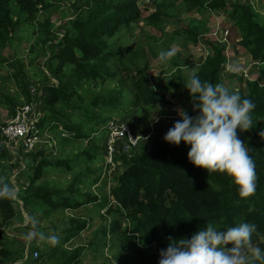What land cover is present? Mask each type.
Wrapping results in <instances>:
<instances>
[{"label": "trees", "instance_id": "obj_1", "mask_svg": "<svg viewBox=\"0 0 264 264\" xmlns=\"http://www.w3.org/2000/svg\"><path fill=\"white\" fill-rule=\"evenodd\" d=\"M147 1L153 10L142 17L137 0H73L71 15L64 19L66 13L59 11L57 18H63V21L56 24V17L47 16L43 22L38 20L39 12L52 5L51 0H0V60H4L1 51L11 42L21 23H28L33 32L37 29L30 50L34 57H44L40 73L42 82L47 81L46 86L41 88L35 81L34 92H31L29 86L32 83L22 74L20 66L13 74L20 88L19 95L25 102L40 104L43 115L39 125L61 144L59 151L64 152L66 144L82 145L86 142L75 154L70 151L65 157L53 156L51 152L49 156L40 148L25 153L24 160L30 172L27 185L22 190L24 194L20 197L32 214L39 210L44 216L52 211L74 210L88 203H99L100 206L107 203L101 236L95 234L96 244H105L110 232L112 238L118 240L115 244L120 247V254H124L118 258L120 264H136L137 259L143 260L147 252L153 259H158L159 250L166 248L170 239L189 238L208 223L218 230L240 222L254 224L250 245L264 250V136L259 135L264 130V84L257 80L242 79L236 74L234 78L239 86H225L238 91L242 98L250 99L255 105L250 113L252 127L243 132L237 129L238 137L244 141L255 163L256 190L252 195L241 197L230 176L194 166L186 157L190 145L167 143L162 139L165 132L161 131L147 144L140 143L131 158L118 152L116 159L123 166L112 179L108 192L100 190L101 194H98L91 188L101 187L98 185L105 164V126L113 119L109 113L122 104L123 92L119 87L98 88L94 96L84 102L81 89L87 86L95 88L114 77L111 59L116 57V52L112 44L119 32L131 29V23L144 19L147 24L162 30L163 25L159 22L165 25L169 20L180 19L183 12L194 10L203 16L206 8L221 10L230 27L238 31L237 43L250 54L253 62L264 64V15L261 16L252 3L238 0L233 3L226 0ZM201 29L199 24H194L187 31L188 39L194 44L205 43L208 50V55L193 72L202 82L222 84L220 75L225 61V44L203 38ZM122 62V69H130L134 64L132 59ZM175 77L156 75L150 81L144 69L139 68L134 79L129 77L133 101L136 105L168 104L170 96L177 92L184 94V102L192 101L179 72ZM15 106L11 108L10 116L14 114ZM184 111L189 116L198 114L192 106ZM75 112L79 115L77 120L73 119ZM179 119V116L175 118L170 127ZM0 140V175H6L4 178L0 176V181L9 185L8 175L17 164L13 161L7 163L10 148L5 146L1 135ZM97 159L101 162L96 168L74 169L64 187L39 180L48 167L65 172L79 163ZM13 203L11 192L0 196L1 264H18L27 260L20 258L23 255L21 248L10 250L3 241V224L16 215ZM67 217L69 223L61 230L63 234H57L59 242L40 249L38 257L29 261L30 264H43L57 252L60 258H53L55 262L52 264H75L79 261L83 246L67 249L63 243L78 236L87 221L73 214ZM122 221L125 223L121 226ZM225 247H231V244ZM37 248L34 246L32 251Z\"/></svg>", "mask_w": 264, "mask_h": 264}, {"label": "rangeland", "instance_id": "obj_2", "mask_svg": "<svg viewBox=\"0 0 264 264\" xmlns=\"http://www.w3.org/2000/svg\"><path fill=\"white\" fill-rule=\"evenodd\" d=\"M51 1L52 5L47 10H41L39 12V21L43 22L45 17L51 16V18L56 17V24H58V22L63 21V18H57L61 10H64V13H66L64 14V19L71 15V4L73 0ZM226 1L233 3L237 0ZM238 1L252 3L254 8L260 12L261 16L264 15V0ZM137 3L142 17H146L152 12L153 6L149 1L137 0ZM160 24L163 25L162 30L155 25L147 24L144 19H140L138 22L131 23L130 30H122L119 32L120 34L117 35L112 44L116 52V57L111 59L113 62L112 68L115 72L114 77L95 88L87 86V88L81 89L82 95L85 98L84 102H88L98 88L105 90L119 87L123 92V102L115 111L109 113L110 117L128 124L136 134L142 136L141 143L146 142L145 144L151 141L152 136L156 133L160 131L166 132L169 129L172 121L179 116L177 109L184 110L185 108H189L195 101L184 102V94L177 92L174 96H170L171 101L168 104L160 102L157 105L141 103L136 105L133 101L134 96L131 91L132 86L129 77L134 79L137 75V70L143 68L150 81L156 75H163L167 78L171 77V79H175V73L178 72L180 78L185 80L187 74L195 71L203 58L208 55L205 43L198 42L194 44L187 38L188 28L194 24H199L202 28L201 32L203 34L201 33V35L203 38L225 44V61L222 64L223 68L220 75L224 86H239L238 81L234 78L236 74L242 79H253L257 80L260 84H264V64L253 62L250 54L237 43L239 38L238 31L236 28L230 27L227 17L221 10H210L206 8L203 16L194 10L187 13L183 12L180 19H174V21L169 20L165 25L159 22ZM36 31L37 29L33 32V28L28 23L23 25L21 23L13 33L11 42L1 51V56L4 60H0V125L10 118L11 108L15 104L17 106L25 102L23 97L19 95L20 88L13 75L16 69L21 66L23 70L22 74L32 84L38 81L41 88H44L47 84V81L42 82L43 75L40 73V68L44 66V57H34V52L30 50V46L34 44ZM169 47H174L176 54L167 62L161 63L157 58L158 52L161 49H168ZM129 59H132L134 64L130 66V69H122L121 67L124 64L122 61L126 62ZM119 60L122 61L119 63ZM162 71H165L164 74H162ZM32 84L29 87L35 86ZM78 116V113L75 112L73 119L77 120ZM153 117H156V119L154 120ZM145 137L146 139H144ZM0 143H2V140H0ZM85 144V141L82 145L66 144V150L63 152L59 151L61 144L58 143L56 138L52 137L48 143L43 144L38 149H44L45 153L49 156V152H51L53 156L65 157L70 151L72 154H75ZM7 154L9 158L7 163L9 164L13 161L17 164L11 169V173L8 175L9 188L11 189L16 215L3 224L5 230L3 241L4 245L10 248V250L18 248L23 250V255L20 258L23 257L27 260L19 262L20 264H30L29 261L32 262L38 257L40 249L50 244L46 240H41L38 235L39 233L45 232L47 235H62L63 232L61 230L69 223L67 216H71V214L84 218L87 221L86 227L79 232L78 236L63 243L67 249L74 248L76 245L83 246V254L75 264H120L118 258L124 256V254H120V247L115 244L118 240L112 238L110 232L105 238V244L103 242L102 244H96L95 234L101 236V228L105 222L103 215L105 214L107 203L104 206H100L99 203H88L74 210L52 211L45 216L39 210L34 211L32 214L30 212L31 210L28 209L20 197V194L23 193V188L27 185L28 174L30 172V168L26 160H24L25 153L24 151L23 153L22 151H18L12 145V150L10 148ZM26 159L29 160L28 158ZM100 162L101 160L97 159L95 161H88L86 164L79 163V165H75L71 170H65V172H60L57 168L48 167L46 174L39 180H48L55 187H64L70 180L74 169L83 170L89 166L96 168V165L100 164ZM122 166L123 164L119 160L118 164L116 163V166L107 169V172L103 169L98 185V187H101L96 189L97 187L92 186V190L98 194H101L100 190L108 192L113 182L112 179L121 170ZM0 176L4 178L6 175ZM124 223L125 221H122L121 226ZM29 232L34 233L30 240L26 238ZM34 246H38L39 248L32 251ZM34 252L37 253V257H34ZM58 257L60 258L59 252L56 253L55 257L47 258V262L43 264H52L55 262L53 258L57 259ZM157 261L158 259H153L150 256V252H147L143 260L137 259L136 264H157Z\"/></svg>", "mask_w": 264, "mask_h": 264}, {"label": "clouds", "instance_id": "obj_3", "mask_svg": "<svg viewBox=\"0 0 264 264\" xmlns=\"http://www.w3.org/2000/svg\"><path fill=\"white\" fill-rule=\"evenodd\" d=\"M175 54L176 49L169 47L161 49L157 58L165 63ZM183 87L195 101L192 107L198 114L189 116L183 109H177L180 119L162 139L173 145L181 141L190 145L186 153L190 163L207 172L230 176L241 197L252 195L256 190L255 163L244 141L238 137L237 129L243 132L252 127L250 113L255 107L254 102L221 83L202 82L195 72L187 74ZM259 135L264 136V130ZM10 192L9 185L0 181V196ZM254 231L255 225L248 222L222 230L208 223L189 238L170 239L167 247L159 250L157 264H264V250L250 245ZM33 235L29 232L26 238L30 240ZM38 235L53 246L59 242L55 234ZM229 243L231 247H225Z\"/></svg>", "mask_w": 264, "mask_h": 264}, {"label": "built area", "instance_id": "obj_4", "mask_svg": "<svg viewBox=\"0 0 264 264\" xmlns=\"http://www.w3.org/2000/svg\"><path fill=\"white\" fill-rule=\"evenodd\" d=\"M34 92V87L30 88ZM43 113L40 104L24 102L15 107L14 114L0 125V135L7 147L14 145L18 151L28 153L48 143L52 137L39 123ZM104 171L118 164V152L131 158L142 142V136L136 134L125 122L111 119L105 126ZM34 257L37 253L34 252Z\"/></svg>", "mask_w": 264, "mask_h": 264}]
</instances>
